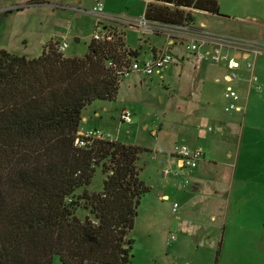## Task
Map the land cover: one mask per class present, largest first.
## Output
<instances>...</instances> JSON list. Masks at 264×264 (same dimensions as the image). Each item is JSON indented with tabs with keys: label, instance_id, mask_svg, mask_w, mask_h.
<instances>
[{
	"label": "trees",
	"instance_id": "1",
	"mask_svg": "<svg viewBox=\"0 0 264 264\" xmlns=\"http://www.w3.org/2000/svg\"><path fill=\"white\" fill-rule=\"evenodd\" d=\"M146 4L145 18L167 24L192 21L190 9L219 15L217 0ZM110 35L92 37L83 56H65L50 42L32 58L0 48V264H125L131 257L128 234L149 190L136 165L144 148L79 134L83 109L115 99L119 68L137 55L123 48L121 33ZM96 168L102 188L88 192Z\"/></svg>",
	"mask_w": 264,
	"mask_h": 264
},
{
	"label": "rangeland",
	"instance_id": "2",
	"mask_svg": "<svg viewBox=\"0 0 264 264\" xmlns=\"http://www.w3.org/2000/svg\"><path fill=\"white\" fill-rule=\"evenodd\" d=\"M99 2L102 3L104 12L132 18L141 16L146 7L144 0H0V48L32 58L38 56L48 42L60 43L65 37L67 47L63 54L83 56L96 29L95 15L89 11ZM217 2L220 15L190 9L193 20L177 25L194 28L198 34L196 38L204 35V32L198 30H204L235 39L251 38L264 44V28L258 25L259 20L264 21V0H217ZM57 3L65 6H54ZM113 19L114 21L104 20L108 23L105 26L102 20L98 25V31L102 29L109 36L113 31L121 33L124 40L123 48L126 51L137 49L138 59L149 54L147 41L157 47L164 41L162 35L142 34L128 26L126 22L120 23L122 19ZM113 22L116 23L112 24ZM168 29L171 38L176 39V45H184L185 35L182 33L184 29L177 30L175 27ZM203 39L205 40L204 37ZM210 42L211 40L206 41L207 44ZM210 45L207 46L211 48ZM208 47L205 49L209 50ZM213 47L221 54L233 53L232 50L226 51L227 48L224 46ZM170 53L174 60L162 70L161 76L133 73L122 78L115 99L94 100L82 112L88 118V123L86 125L83 123L87 128H96L108 139L144 148L138 154L136 165L139 178L149 190L140 199L133 228L128 234L132 239L131 257L125 264H264V240L256 237V231L264 232V224L251 226L245 223L253 221L252 219L229 220L230 231L226 229L223 234V227L219 226L217 229L211 227L213 223L204 215L200 219L203 221V231L206 226L208 227L204 235H201L202 230L197 233L196 229L189 226L178 227L183 210L180 207L176 213H172L171 204L174 201L181 202L184 191L189 189L192 183L191 177H185L186 185L182 180L179 185L181 190H171L168 201L159 198L163 183L159 181L158 171L163 159L155 149L164 150L167 156L170 152L173 156L176 146L187 143L184 142L183 130L175 122L178 117L177 99L191 92L193 94L200 92L211 93L217 100L219 93L224 89L221 81H214L217 69L209 64L211 61H202L200 74L197 75L193 68L195 59L192 53L180 51V54L184 53L180 55L177 50ZM139 76L140 81L134 80ZM123 106L129 108L131 113L136 112L132 124L119 121V112ZM94 110L99 112V117L94 116ZM143 125H148V128H143ZM255 126L258 135L263 138L258 147L264 148V121L256 119ZM167 129L169 133L165 135L164 131ZM79 132L82 134L81 128ZM103 179L104 175L100 168H96L91 183L86 187L87 191L101 190ZM206 180L208 179H204L203 185L210 188L211 183ZM183 185L187 187L184 188ZM82 189L76 190V196L81 194ZM202 197L204 199L201 202L203 200L204 202L199 206V215L205 214L202 207L207 197L205 195ZM76 213L82 217L85 211L79 208ZM194 214L196 212L193 210H187L185 216L190 218L191 215L194 217ZM249 214L251 213L247 215ZM176 215L179 218H176ZM220 245L222 247L219 250ZM53 264L60 263L54 260Z\"/></svg>",
	"mask_w": 264,
	"mask_h": 264
},
{
	"label": "crops",
	"instance_id": "3",
	"mask_svg": "<svg viewBox=\"0 0 264 264\" xmlns=\"http://www.w3.org/2000/svg\"><path fill=\"white\" fill-rule=\"evenodd\" d=\"M144 1L146 6L147 1ZM54 6L64 7L65 5L57 3ZM76 9L80 10L79 8ZM144 11L145 7L142 15L139 17L144 16ZM199 12L207 13L204 11ZM104 13L110 14L107 12ZM113 16L122 19V22L118 21L120 23L135 19V17ZM115 23L113 22L112 24ZM106 24L108 23L104 21V26ZM258 25L264 28V21L259 20ZM134 29L140 31L142 34L164 36V41L160 47L147 41L150 52L142 59H138L139 51L133 49L137 53L134 57L137 60L142 61L152 58L161 51L171 52L177 50L178 54H180V51L191 53L184 50L183 44L176 45V39L170 38L167 32H151L150 30L142 31L139 28ZM62 39L65 40V37ZM75 39L77 40V38ZM205 48V46L201 47V49ZM226 51L229 50L226 49ZM174 55L177 56V54ZM180 55H184V53ZM238 55L239 53L235 52V56L237 57ZM192 57L195 59L193 55ZM245 57L252 63L249 68L243 64ZM240 59L238 78L232 83V86L240 95L241 111H224L226 100L223 95L227 84L223 77L228 70L223 63L221 65L209 63L217 69L214 73L216 75L214 81H221L224 84V89L219 93L217 100H215L216 98L211 93L202 94L200 92L195 94L191 92L188 95L186 94V96H179L177 99L176 111L178 115L177 119L179 120L178 123L177 119L175 122L183 130L185 135L184 142L187 141L189 147L199 148L202 151V158L198 161L197 166L195 168L181 167L176 155L171 156L169 152V156H167L164 150L155 149L163 159L158 171L159 181L163 183L159 198L168 201L171 190L180 189L179 185L182 183V180L183 184L186 185L187 182L185 181L187 180H184L185 177L192 178V183L188 187L189 189L184 191L185 194L181 202L174 201L178 203L177 210L172 212L171 209V212L176 213L178 208L181 207L183 211L182 216L178 220V227L189 226L196 229L197 233L204 229L203 221H200L204 215L213 223L211 227H216L217 229L219 226H222L223 234L226 229L230 228L229 220L236 221L237 219H241L243 221L244 219H252L254 222L245 221V223L251 226L264 224V148L258 147L263 138L258 135V129L255 126L256 119H262L264 121V53L253 55L249 53L247 55L244 52L240 55ZM193 63L195 65L194 67L192 65V67L196 70L197 75H199L203 62L195 59ZM161 72L155 74L161 76ZM252 77L255 79H252ZM134 80L137 82L140 81V76L134 78ZM124 108L127 107L123 106L120 112ZM135 113V111L132 113V122L126 124L133 123ZM99 115V112L94 110V116L99 117ZM119 121L122 123L120 118ZM83 123L86 125L88 118L82 113L81 128L90 130ZM142 127L147 129L148 125H143ZM92 129L96 130V128ZM164 133L167 135L169 130H165ZM231 143H233L232 149L230 148ZM163 170L165 172H162ZM205 178L208 179L206 180L207 182L211 183L210 188L203 185ZM205 192L207 194H203ZM202 195L207 197L202 207V212L205 214L199 215V206L204 202V200L201 202L204 199ZM232 201L234 202L233 205ZM187 210L196 212L194 217L191 215L190 218H187L188 216H185ZM248 213L251 214L247 215ZM176 218L179 217L176 215ZM207 230L208 227L206 226V229L201 235H204ZM256 235L260 240H264V232L256 231ZM221 247L222 245L219 246V250Z\"/></svg>",
	"mask_w": 264,
	"mask_h": 264
},
{
	"label": "built area",
	"instance_id": "4",
	"mask_svg": "<svg viewBox=\"0 0 264 264\" xmlns=\"http://www.w3.org/2000/svg\"><path fill=\"white\" fill-rule=\"evenodd\" d=\"M149 1V0H146ZM91 12L95 15L96 19V29L92 35V37L96 40L99 39H110V36L102 29L98 31V25L103 20L114 21L113 18L116 19L113 15L106 14L103 11L102 4L98 3L93 6ZM117 21V20H116ZM128 26L139 28L142 31H164L167 32L171 38L168 28L175 27V29L182 28L184 32H182L184 36V49L188 52H191L197 61H208L214 63H223L227 68V72L224 74V81L226 82V87L224 91V98L226 103L224 105V111H241V98L238 94L237 90L232 86V83L238 78V68L240 67V55L244 52L248 55L249 53L253 54H261L264 53V45L260 44L254 39L240 38L235 39L228 36H222L219 34L208 33L204 30H198L200 32H204V35L201 38H196L198 34L194 31V28H190L187 25L178 26L174 24H164L157 21H150L145 16L130 19L125 21ZM205 38V40L203 39ZM211 40L210 44H207L206 41ZM207 45H210L209 48ZM213 45H217L219 47L224 46L229 51L232 50L233 53L229 55V52H225L222 54L216 52ZM202 46L208 47L209 50L201 49ZM67 47V42L63 40L57 46L58 51L64 52ZM235 52H238L239 55L236 57ZM174 60V57L169 51H161L156 56L145 59V60H137L134 57L130 59L128 63L122 65L118 71V81L120 79L130 76L133 73L149 76L155 73H160L166 66L170 65ZM243 64L245 67L251 66V61L245 57L243 59ZM252 79H255L252 77ZM119 118L122 122L131 123L132 122V113L129 109L124 108L120 114ZM82 134L79 132L81 136L84 137H102V134L98 131L93 130H83ZM76 144L84 145L83 138L76 139ZM174 154L178 157L180 161L181 167L195 168L198 164V161L202 158V151L199 148H189L185 144H181L176 146L174 149ZM187 182V181H185ZM178 204L174 202L172 204V212L177 210Z\"/></svg>",
	"mask_w": 264,
	"mask_h": 264
}]
</instances>
